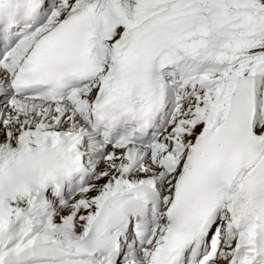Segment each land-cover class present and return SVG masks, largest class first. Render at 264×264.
<instances>
[{
	"label": "snow or ice",
	"instance_id": "snow-or-ice-1",
	"mask_svg": "<svg viewBox=\"0 0 264 264\" xmlns=\"http://www.w3.org/2000/svg\"><path fill=\"white\" fill-rule=\"evenodd\" d=\"M0 264H264V0H0Z\"/></svg>",
	"mask_w": 264,
	"mask_h": 264
}]
</instances>
